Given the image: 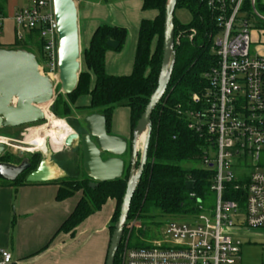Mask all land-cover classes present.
<instances>
[{
    "label": "built area",
    "instance_id": "obj_1",
    "mask_svg": "<svg viewBox=\"0 0 264 264\" xmlns=\"http://www.w3.org/2000/svg\"><path fill=\"white\" fill-rule=\"evenodd\" d=\"M244 1L206 0L218 26L212 40L216 65L203 75L205 87L183 112L188 129L204 141L198 168L210 172L214 208H204V200L190 193L196 201L194 219L166 221L167 244L120 246L116 264H239L240 237L248 231L264 233V54L253 49L251 40L252 24L264 17L254 0L244 11ZM11 19L17 43L25 42L26 34L38 38V71L58 84L53 0H34ZM3 21L0 10V27ZM190 33L192 41L196 33ZM260 47L264 51V42ZM11 261V254L0 250V264Z\"/></svg>",
    "mask_w": 264,
    "mask_h": 264
},
{
    "label": "trees",
    "instance_id": "obj_2",
    "mask_svg": "<svg viewBox=\"0 0 264 264\" xmlns=\"http://www.w3.org/2000/svg\"><path fill=\"white\" fill-rule=\"evenodd\" d=\"M254 1L255 9L264 17V1ZM165 2L166 0L142 2L143 11H155L157 17L153 21H143L140 25L134 66L130 76L112 77L105 73L104 57L110 50L106 42L112 40L118 43L117 50H113L117 52L122 48L127 35L124 29L101 26L93 33L87 51L82 55L87 72L79 73L76 88L70 95L64 96L66 101L58 96L52 112L56 114V107L61 106L64 115L71 114L69 104L74 105L78 98L89 96L88 108H75V110L79 113L104 115L108 130L114 109L125 106L130 110L132 136L137 121L144 113L158 85L162 65ZM244 2L243 10L249 12L250 2L249 0ZM176 4V9L181 8L189 13L191 22L182 25L174 19V38L178 40L174 45V68L165 95L151 116L152 127L146 154L147 162L131 199L128 220L137 221L143 212L160 221L181 220L189 212L195 213L192 204H196V201L188 197L190 193L201 200L209 194L210 172L198 168L204 141L198 134L188 129L183 112L189 109L193 94L205 87L203 75L216 65L215 55L211 51L212 40L218 31V26L207 8L206 0H177ZM191 30H194L196 35L192 41H189ZM154 41L156 42L152 49ZM13 49L28 51L22 43H18ZM89 72L94 76L93 88H90ZM77 134L82 135L79 132ZM39 162L38 157H32L28 172L13 184H25L26 175L36 169ZM20 163L21 161L11 164ZM128 175L129 165L126 166L120 180L98 184L96 187L90 186L93 182L85 173L82 181H73L71 177L69 180L61 178L53 181L59 187L56 197L58 202L71 198L78 192L82 193L75 210L61 225L58 234L65 233L73 237L78 225L92 214L99 212L107 200H115L117 206L110 226L112 234V224L116 223L119 216ZM187 181L194 183L191 192L185 188Z\"/></svg>",
    "mask_w": 264,
    "mask_h": 264
},
{
    "label": "crops",
    "instance_id": "obj_3",
    "mask_svg": "<svg viewBox=\"0 0 264 264\" xmlns=\"http://www.w3.org/2000/svg\"><path fill=\"white\" fill-rule=\"evenodd\" d=\"M77 10V36L82 55L101 26L121 28L126 31V40L120 51L109 50L104 57V70L108 76H130L136 54L138 32L143 21H153L155 11H143V0H73ZM34 0H0L4 21L0 27V49L12 50L18 43L14 38L13 15ZM257 11V10H256ZM258 12V11H257ZM259 14V13H258ZM260 15V14H259ZM261 16V15H260ZM8 25V26H4ZM251 30L252 47L264 54L260 44L264 42V22H255ZM13 31L8 42L4 27ZM26 50L38 47L34 34L25 36ZM152 43V49L155 46ZM7 45V46H5ZM80 73L87 68L82 63ZM90 88L94 87V76L90 73ZM90 97H80L75 108H88ZM93 113H88V115ZM107 134L122 138L130 143V110L114 109ZM141 147L138 149L140 153ZM81 151V150H80ZM126 166L129 156L123 159ZM126 168V167H125ZM59 187L53 182L45 184H10L0 180V250L11 254L12 264H105L111 236L110 226L117 203L107 200L99 212L91 215L74 230L75 235L58 234L61 225L69 218L78 204L82 193L58 202ZM81 193V194H80Z\"/></svg>",
    "mask_w": 264,
    "mask_h": 264
},
{
    "label": "water",
    "instance_id": "obj_4",
    "mask_svg": "<svg viewBox=\"0 0 264 264\" xmlns=\"http://www.w3.org/2000/svg\"><path fill=\"white\" fill-rule=\"evenodd\" d=\"M177 0H166L163 24L162 61L158 77V85L150 97L145 111L136 123L130 143L122 138H115L107 134L105 116L93 113L82 121L85 134L69 135L64 140V148L79 145L82 156V171L92 180L90 184H98L120 180L125 170L124 156L128 152L129 175L127 188L122 197L118 219L110 236L105 264H115L120 248L124 228L126 226L132 197L147 162V150L151 132V116L156 106L161 102L170 82L174 68L175 49L174 12ZM54 19L57 24V67L58 82L61 92L68 96L77 86L80 73L79 37L77 36V10L73 0H53ZM106 46L110 50H117L118 43L108 40ZM54 86L45 76H41L37 61L33 53L22 49H0V130H14L15 128L40 124L45 115L40 108L52 103ZM143 136V144L138 154V139ZM128 150V151H127ZM5 152V145L0 143V157ZM61 150L59 151V153ZM55 155L48 149L36 169L25 177V184H45L56 181V175L50 168L49 162ZM106 157V158H105ZM105 158V159H104ZM30 165L27 160L18 165L0 162V180L13 184L28 172ZM187 191H192L194 183L185 182Z\"/></svg>",
    "mask_w": 264,
    "mask_h": 264
},
{
    "label": "rangeland",
    "instance_id": "obj_5",
    "mask_svg": "<svg viewBox=\"0 0 264 264\" xmlns=\"http://www.w3.org/2000/svg\"><path fill=\"white\" fill-rule=\"evenodd\" d=\"M264 1V0H262ZM174 19L182 25H188L191 22V18L189 13L181 8H177L174 12ZM8 26V25H4ZM254 27V25L252 24ZM9 30L7 27H4L3 33L6 35L5 38L8 42H11L13 39V31ZM7 46V45H5ZM35 56L38 57V47L32 48L29 50ZM213 52V51H211ZM83 63L82 53L80 55L79 64ZM58 96L63 97L64 101H66L65 95L61 92L60 82L54 85V100L52 103H48L45 112L49 115L53 116L56 120L63 121L67 127H69L74 133H82L85 132V126H83V119L88 116L87 113H79L75 110L74 105H70L71 114L64 115L62 112L61 106L56 107V114L52 112V109L55 105ZM118 108H126L125 106H118ZM73 125V127L70 125ZM47 124L46 119L40 124H33L29 126H23L19 128H15L14 130H0V142L7 143L5 144V152L0 157L1 161L4 163H18L24 160L30 161L32 157H38L41 160H44L43 153L37 147L28 145L29 135L32 131L43 127ZM81 126V127H80ZM31 130V131H30ZM30 131V132H29ZM8 140V141H7ZM10 140V141H9ZM61 152L59 153V151ZM57 154L53 155L51 161L49 162L50 167H52L59 175L60 180H69V178H73L75 181H82L84 179V172L82 171V157L80 156V148L79 145L74 144L72 148L66 149L63 146L59 148ZM128 151V150H127ZM128 152L125 154V159H127ZM127 163V162H126ZM125 163V167H126ZM124 167V170H125ZM125 173V172H124ZM70 178V179H71ZM81 194V193H80ZM204 201L202 202V206L206 209L213 210L215 205V198L213 194L209 193L206 197H204ZM196 204H192V209H195ZM197 213L189 212L186 216L188 218L194 219ZM141 218L137 221L134 219L127 220V224L125 227V232L122 237L121 247L122 246H130L131 248L138 247H149L152 246L154 242H164L168 243L163 239V225L166 223L165 221H160L159 219L151 218L150 215L145 212L141 213ZM136 221V222H135ZM180 221V220H178ZM115 223L112 224L114 227ZM244 245L241 248V253L239 257H241V261L239 264H264V233L261 231H248L245 235H242L239 239Z\"/></svg>",
    "mask_w": 264,
    "mask_h": 264
},
{
    "label": "bare ground",
    "instance_id": "obj_6",
    "mask_svg": "<svg viewBox=\"0 0 264 264\" xmlns=\"http://www.w3.org/2000/svg\"><path fill=\"white\" fill-rule=\"evenodd\" d=\"M47 105L48 104L43 105V107L40 108L41 112H43L45 115L47 124L30 133L28 145L37 147L40 152L43 153L42 155L46 154L48 149H50L53 154L56 155L59 151V148L62 146L64 147V140L69 135H72L73 132L63 121H58L53 116L45 112ZM138 140L137 149H139L143 144V136ZM0 143H3L4 145L7 144L4 142ZM50 168L56 173V175H59L52 167Z\"/></svg>",
    "mask_w": 264,
    "mask_h": 264
},
{
    "label": "flooded vegetation",
    "instance_id": "obj_7",
    "mask_svg": "<svg viewBox=\"0 0 264 264\" xmlns=\"http://www.w3.org/2000/svg\"><path fill=\"white\" fill-rule=\"evenodd\" d=\"M82 135H83V134H82ZM82 135H81V136H82ZM105 158H106V157H105ZM105 158H104V159H105ZM0 162L4 163L3 160L1 161V158H0ZM28 163H29V165H30V161H28ZM8 164H11V163H8ZM11 165H13V164H11ZM29 169H30V168H29Z\"/></svg>",
    "mask_w": 264,
    "mask_h": 264
}]
</instances>
